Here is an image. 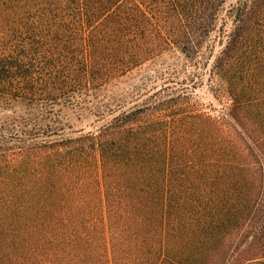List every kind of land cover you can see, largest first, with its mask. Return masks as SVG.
I'll return each instance as SVG.
<instances>
[{
    "label": "trees",
    "instance_id": "1",
    "mask_svg": "<svg viewBox=\"0 0 264 264\" xmlns=\"http://www.w3.org/2000/svg\"><path fill=\"white\" fill-rule=\"evenodd\" d=\"M226 3L0 0V264H264V0ZM171 54L222 115L92 103Z\"/></svg>",
    "mask_w": 264,
    "mask_h": 264
},
{
    "label": "rangeland",
    "instance_id": "2",
    "mask_svg": "<svg viewBox=\"0 0 264 264\" xmlns=\"http://www.w3.org/2000/svg\"><path fill=\"white\" fill-rule=\"evenodd\" d=\"M235 2L236 0H227L225 7L228 8ZM219 49L218 45L216 53ZM185 65L188 64L180 54L165 55L133 72L116 86L102 92L97 100L91 99V101L97 104L98 101L107 103L112 99L125 98L127 107H130L143 104L150 95L161 91L159 94H169L173 97L186 96L194 108L213 115H222L223 104L215 98L208 81L209 69L203 71L194 66ZM15 113L21 114V108L9 105L7 100L0 96V127ZM58 113L62 123L72 127L71 130L67 129L66 135L75 137L78 135L73 133L75 131L88 132L96 129L95 118L89 112L80 113L74 109L63 108ZM70 132L72 134H69Z\"/></svg>",
    "mask_w": 264,
    "mask_h": 264
}]
</instances>
